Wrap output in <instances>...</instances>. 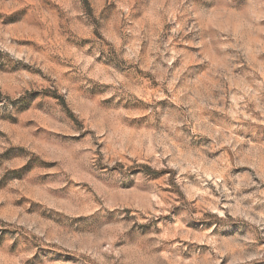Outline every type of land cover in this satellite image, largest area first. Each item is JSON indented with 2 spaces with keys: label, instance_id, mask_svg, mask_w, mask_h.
Returning a JSON list of instances; mask_svg holds the SVG:
<instances>
[{
  "label": "rangeland",
  "instance_id": "rangeland-1",
  "mask_svg": "<svg viewBox=\"0 0 264 264\" xmlns=\"http://www.w3.org/2000/svg\"><path fill=\"white\" fill-rule=\"evenodd\" d=\"M0 264H264V0H0Z\"/></svg>",
  "mask_w": 264,
  "mask_h": 264
}]
</instances>
